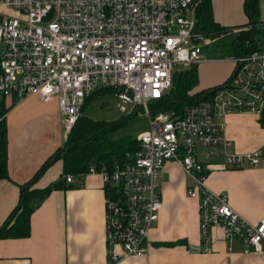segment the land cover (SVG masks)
I'll use <instances>...</instances> for the list:
<instances>
[{
	"label": "built area",
	"instance_id": "2783aa9c",
	"mask_svg": "<svg viewBox=\"0 0 264 264\" xmlns=\"http://www.w3.org/2000/svg\"><path fill=\"white\" fill-rule=\"evenodd\" d=\"M208 0H5L18 12L0 19V102L39 94L44 103L58 100L66 136L96 91L114 89L123 115H145L149 129L131 161L113 169L90 167L69 175L82 185L89 175L105 184L108 264L144 257L159 221L163 201L161 174L170 162L192 179L204 253H212V231L221 229L246 254L264 253V219L257 225L242 218L228 194L208 187L219 157L229 169L258 168L264 153L235 151L227 124L217 118L232 113L261 115L264 110V47L234 59L236 70L210 99L188 106L182 116L153 115L151 102L170 90L173 75L204 62L211 44L196 33L198 12ZM202 39L201 44H196ZM233 249L229 248V252Z\"/></svg>",
	"mask_w": 264,
	"mask_h": 264
},
{
	"label": "crops",
	"instance_id": "0c3cea01",
	"mask_svg": "<svg viewBox=\"0 0 264 264\" xmlns=\"http://www.w3.org/2000/svg\"><path fill=\"white\" fill-rule=\"evenodd\" d=\"M245 1L210 0L215 22L222 26L246 24ZM259 5L263 48L264 0H259ZM17 15L16 10L0 6V19ZM203 56L204 62L197 65L195 92L225 84L236 70V57L220 56L211 44L204 46ZM16 100L6 99V106L12 107L6 116L11 180L0 183V227L19 203L20 185L28 183L67 140L58 100L44 103L39 94ZM217 120L226 122V136L237 153H264L260 115L232 113ZM221 163L219 157L212 164L208 187L228 194L231 207L242 218L259 224L264 219V163L246 169L224 168ZM62 172V161H57L37 179L35 188L57 182ZM192 184L180 164L170 161L165 165L159 187L163 210L150 233L148 255L128 257L118 264H264V253L246 254L243 244L228 242L219 228L212 231L213 252L202 251L198 202L188 195ZM65 186L53 191L34 211L30 237L0 239V264H108L102 177L89 175L82 185L76 180Z\"/></svg>",
	"mask_w": 264,
	"mask_h": 264
},
{
	"label": "trees",
	"instance_id": "16d2710c",
	"mask_svg": "<svg viewBox=\"0 0 264 264\" xmlns=\"http://www.w3.org/2000/svg\"><path fill=\"white\" fill-rule=\"evenodd\" d=\"M245 12L248 22L240 26H222L215 22L210 0L199 9L198 20L201 36L211 40L212 50H217L220 56L228 55L236 58L251 55L261 50L260 32L263 22L260 17L259 0H246ZM197 66L189 69H179L173 75V83L166 95L150 103L149 109L153 115L161 113L173 117L182 116L184 110L200 101L210 99L221 86L195 92L198 87ZM108 94H116L112 89H102L94 92L85 102L82 115L68 135L63 148L54 153L36 175L26 184L20 185L21 196L18 205L8 220L0 227V239H26L31 236V218L42 202L56 190L64 189L69 175H80L88 172L90 167L98 169H113L116 164L131 161L140 150L137 139L121 137L112 140L113 133L126 127L138 114L123 115L118 121L94 119L88 114L93 103ZM8 99V98H7ZM16 99V98H14ZM18 100H16L17 102ZM12 107L6 106V99L0 102V183L10 181L9 174V135L7 114ZM260 125L264 129V110L260 115ZM62 161L61 179L43 189L35 188L37 179L54 165Z\"/></svg>",
	"mask_w": 264,
	"mask_h": 264
},
{
	"label": "rangeland",
	"instance_id": "374dc122",
	"mask_svg": "<svg viewBox=\"0 0 264 264\" xmlns=\"http://www.w3.org/2000/svg\"><path fill=\"white\" fill-rule=\"evenodd\" d=\"M211 49H213V47H211ZM227 57L231 56L228 55ZM118 104L119 99L117 95L108 94L95 101L87 112L94 119L118 121L123 116V114L119 111ZM148 129L149 121L145 115L141 114L126 124V127L120 129L116 133H113L111 139L118 140L121 137H129L138 140L139 136Z\"/></svg>",
	"mask_w": 264,
	"mask_h": 264
},
{
	"label": "water",
	"instance_id": "95a60500",
	"mask_svg": "<svg viewBox=\"0 0 264 264\" xmlns=\"http://www.w3.org/2000/svg\"><path fill=\"white\" fill-rule=\"evenodd\" d=\"M196 33H197V34H200V33H201V27H200V24L197 25ZM202 41H203L202 39L197 40V41H196V44H201ZM64 151H65V148H63V149L61 150V152H64Z\"/></svg>",
	"mask_w": 264,
	"mask_h": 264
}]
</instances>
